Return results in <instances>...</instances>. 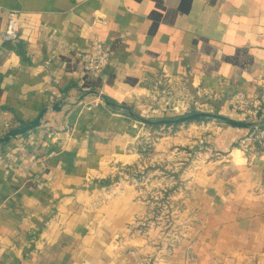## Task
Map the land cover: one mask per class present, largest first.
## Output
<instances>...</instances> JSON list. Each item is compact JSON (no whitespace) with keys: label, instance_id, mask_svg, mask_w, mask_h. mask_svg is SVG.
I'll return each mask as SVG.
<instances>
[{"label":"crops","instance_id":"1","mask_svg":"<svg viewBox=\"0 0 264 264\" xmlns=\"http://www.w3.org/2000/svg\"><path fill=\"white\" fill-rule=\"evenodd\" d=\"M6 8L21 31L0 43V136L60 109L0 145V264H264V144L249 127L204 133L213 157L193 172L199 211L176 246L157 251L141 203L95 198L92 184L139 155L128 147L143 130L110 127L126 113L105 97L125 108L165 79L174 97L244 117L229 98L260 94L264 0H0V30ZM96 37L111 53L103 73L83 55Z\"/></svg>","mask_w":264,"mask_h":264},{"label":"rangeland","instance_id":"2","mask_svg":"<svg viewBox=\"0 0 264 264\" xmlns=\"http://www.w3.org/2000/svg\"><path fill=\"white\" fill-rule=\"evenodd\" d=\"M167 82L163 79L154 82L155 86L148 84L142 98L125 108L109 98L113 101L111 108L127 114L115 113L108 120L110 127H117L133 138L143 126L140 135L128 147L139 155L127 159L125 164L114 162V169L109 174L92 181L96 188L95 198L110 194L141 203L140 225L150 231V243L157 251L165 246H176L199 211L190 183L195 168L213 157L209 145L201 141L204 133L213 129L212 121L233 126L227 120L213 116L164 119L212 112L247 121L234 112H223L202 95L174 97L175 90ZM100 103L108 106L104 98ZM47 107L49 113L56 110L54 104ZM142 118L152 121L143 122ZM11 128L12 125L8 126L7 131ZM254 130L256 127L250 129V134Z\"/></svg>","mask_w":264,"mask_h":264},{"label":"built area","instance_id":"3","mask_svg":"<svg viewBox=\"0 0 264 264\" xmlns=\"http://www.w3.org/2000/svg\"><path fill=\"white\" fill-rule=\"evenodd\" d=\"M6 12L7 24L5 29L0 30V43L18 39L21 31V10L6 8ZM83 55L86 58V67L95 73H103L111 61V53L105 41L98 37L93 39ZM257 80L261 87L259 96L250 98L245 92L238 91L229 98L233 110L242 113L247 120L264 119L259 116L260 111L264 109V75L261 74ZM173 106L175 109L178 108V106ZM154 110L158 111L159 108ZM8 126L10 125L7 123ZM250 139L264 144V125L256 127V130L250 134Z\"/></svg>","mask_w":264,"mask_h":264},{"label":"water","instance_id":"4","mask_svg":"<svg viewBox=\"0 0 264 264\" xmlns=\"http://www.w3.org/2000/svg\"><path fill=\"white\" fill-rule=\"evenodd\" d=\"M105 99H106V102L108 104L113 103V101H111L108 97H105ZM54 108L60 109V106L56 105ZM47 110H48V107H44L41 109L39 114L34 119H31L30 121H28L27 123H25L23 125L9 129L3 136H0V144H3L5 142L9 141L10 138L15 136V135L26 133L27 131L34 129L35 127L40 126L42 124L43 117H44L45 113L47 112ZM202 116L220 117V118H223V119L227 120L228 122H230L234 125H242V126L253 127V128L254 127H261L264 124V119L241 121V120H238V119H235L232 117H227V116L223 115L222 113L215 114L212 112H194L192 114L181 116V117H178L175 119H164V120L165 121L185 120V119H189V118H196V117H202ZM142 121L143 122H151L152 120L148 119V118H142Z\"/></svg>","mask_w":264,"mask_h":264},{"label":"trees","instance_id":"5","mask_svg":"<svg viewBox=\"0 0 264 264\" xmlns=\"http://www.w3.org/2000/svg\"><path fill=\"white\" fill-rule=\"evenodd\" d=\"M259 116H262L263 118H264V109L262 110V111H260V113H259ZM245 120H247V118H245ZM264 125V124H263ZM262 125V126H263ZM233 126H242V125H234L233 124ZM250 129H253V127H249Z\"/></svg>","mask_w":264,"mask_h":264}]
</instances>
